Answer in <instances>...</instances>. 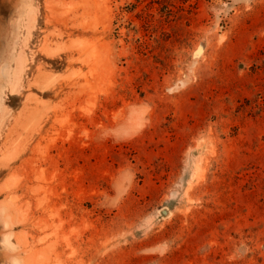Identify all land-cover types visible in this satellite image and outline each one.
Here are the masks:
<instances>
[{
    "label": "rangeland",
    "instance_id": "1",
    "mask_svg": "<svg viewBox=\"0 0 264 264\" xmlns=\"http://www.w3.org/2000/svg\"><path fill=\"white\" fill-rule=\"evenodd\" d=\"M0 264H264V0H0Z\"/></svg>",
    "mask_w": 264,
    "mask_h": 264
}]
</instances>
